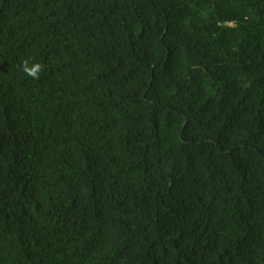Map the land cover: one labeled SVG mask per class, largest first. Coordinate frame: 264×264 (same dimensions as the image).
Wrapping results in <instances>:
<instances>
[{"label":"trees","instance_id":"obj_1","mask_svg":"<svg viewBox=\"0 0 264 264\" xmlns=\"http://www.w3.org/2000/svg\"><path fill=\"white\" fill-rule=\"evenodd\" d=\"M0 264H264V0H0Z\"/></svg>","mask_w":264,"mask_h":264},{"label":"clouds","instance_id":"obj_2","mask_svg":"<svg viewBox=\"0 0 264 264\" xmlns=\"http://www.w3.org/2000/svg\"><path fill=\"white\" fill-rule=\"evenodd\" d=\"M22 70L27 76L31 77L32 79H39L40 74L44 70V65L40 63L30 64L29 61L25 60L22 63Z\"/></svg>","mask_w":264,"mask_h":264}]
</instances>
